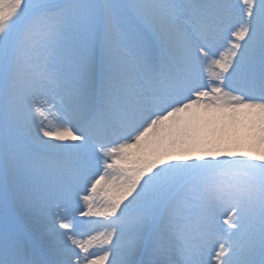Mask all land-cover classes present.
<instances>
[{"label": "snow or ice", "instance_id": "obj_1", "mask_svg": "<svg viewBox=\"0 0 264 264\" xmlns=\"http://www.w3.org/2000/svg\"><path fill=\"white\" fill-rule=\"evenodd\" d=\"M0 264H264V0H0Z\"/></svg>", "mask_w": 264, "mask_h": 264}]
</instances>
